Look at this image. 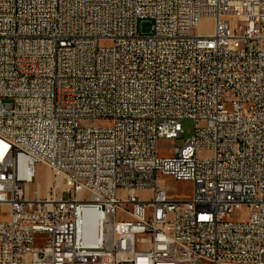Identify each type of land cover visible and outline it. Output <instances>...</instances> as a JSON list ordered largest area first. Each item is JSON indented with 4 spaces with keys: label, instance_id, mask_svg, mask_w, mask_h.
I'll list each match as a JSON object with an SVG mask.
<instances>
[{
    "label": "built area",
    "instance_id": "2783aa9c",
    "mask_svg": "<svg viewBox=\"0 0 264 264\" xmlns=\"http://www.w3.org/2000/svg\"><path fill=\"white\" fill-rule=\"evenodd\" d=\"M0 204V264H264V0H0Z\"/></svg>",
    "mask_w": 264,
    "mask_h": 264
},
{
    "label": "rangeland",
    "instance_id": "374dc122",
    "mask_svg": "<svg viewBox=\"0 0 264 264\" xmlns=\"http://www.w3.org/2000/svg\"><path fill=\"white\" fill-rule=\"evenodd\" d=\"M213 21L210 18H205L202 20L200 24V29L202 31H210L212 29ZM152 22L151 20H146L141 23L140 30L144 33H149L151 31ZM195 124L194 121L185 120L183 122V136L182 138L177 139L173 142L174 146L182 147L185 144V140L191 138L194 135ZM160 180L167 187L170 196L175 198H190L192 196L194 190V184L191 181H182L175 180L169 176H159ZM54 182L55 177L52 171L43 164H37L36 166V180L31 185L33 190H39L42 196H47L48 191V181ZM51 184V183H50ZM63 188V185H60L57 189L60 193ZM141 196L144 198H150L152 196V192L150 190L141 192ZM244 209L236 212L237 217L243 216ZM9 214V207L7 205L0 204V220L7 219Z\"/></svg>",
    "mask_w": 264,
    "mask_h": 264
},
{
    "label": "bare ground",
    "instance_id": "6f19581e",
    "mask_svg": "<svg viewBox=\"0 0 264 264\" xmlns=\"http://www.w3.org/2000/svg\"><path fill=\"white\" fill-rule=\"evenodd\" d=\"M53 183V182H51L50 180L48 181V186H49V188H50V186H51V184ZM49 188H48V191H49ZM49 194V193H48Z\"/></svg>",
    "mask_w": 264,
    "mask_h": 264
},
{
    "label": "crops",
    "instance_id": "0c3cea01",
    "mask_svg": "<svg viewBox=\"0 0 264 264\" xmlns=\"http://www.w3.org/2000/svg\"><path fill=\"white\" fill-rule=\"evenodd\" d=\"M48 188H49V186H48Z\"/></svg>",
    "mask_w": 264,
    "mask_h": 264
}]
</instances>
